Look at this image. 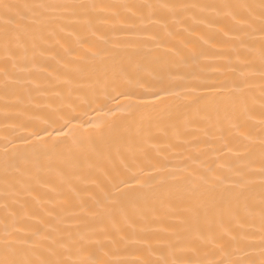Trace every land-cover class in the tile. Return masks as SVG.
<instances>
[{
	"label": "bare ground",
	"instance_id": "obj_1",
	"mask_svg": "<svg viewBox=\"0 0 264 264\" xmlns=\"http://www.w3.org/2000/svg\"><path fill=\"white\" fill-rule=\"evenodd\" d=\"M4 3L14 6V22L13 59L5 65L8 17L0 9V236L7 222L33 240L76 242L73 260L92 251L132 260L139 250L157 259L165 243L180 240L186 259L244 261L251 250L231 243L242 223L229 211L235 195L194 190L185 177L211 169L227 187L249 163V149L258 151L261 81L242 73L251 71L245 67L250 60L259 62V25L248 23L250 14L259 15L261 0ZM65 3L95 7L75 14L25 7ZM233 82L244 91H230ZM221 85L222 92L210 90ZM67 115L89 124L115 121L118 128L101 135L85 125L82 143L62 140L33 156L22 138L46 121L58 127ZM132 175L143 188L137 186L123 207L104 201L103 191L114 192L113 183ZM247 195L258 205V188ZM145 243L151 249H143Z\"/></svg>",
	"mask_w": 264,
	"mask_h": 264
},
{
	"label": "snow or ice",
	"instance_id": "obj_2",
	"mask_svg": "<svg viewBox=\"0 0 264 264\" xmlns=\"http://www.w3.org/2000/svg\"><path fill=\"white\" fill-rule=\"evenodd\" d=\"M13 5L4 3L0 0V9H3L4 15L8 18L4 20L3 37L5 56L3 62L7 65L12 61L11 49V36L9 25L13 24L14 17L11 15ZM25 7L47 9V8H60L65 12L72 14L78 11H86L94 8L95 5H88L85 3H65L57 5L37 4L25 5ZM142 8H151L152 5H140ZM164 7H167L165 5ZM225 8H231V5H224ZM242 7H252L244 5ZM259 25L258 30L260 33L259 38V62L250 60L245 67L251 69L247 74L242 73L246 79L250 76H258L261 84V100L264 102V0H261L259 6V15L250 14V22L248 27L252 28L253 25ZM18 27V26H17ZM3 75L6 77L4 87L7 89L9 75L7 68L4 69ZM205 87H207L205 85ZM226 85H221L219 88L213 87L210 89L214 92L224 91ZM230 91H244L240 84L233 82ZM191 91H195L193 88ZM120 95H124L120 93ZM7 106V102H6ZM264 106V105H262ZM264 115V112H262ZM58 127H54L57 123L56 120L45 122L43 126H36L27 132V136L22 138V143L32 149L33 156L51 150L57 142L62 140L72 139L73 142H83L79 136V132L85 129V125L90 128L100 130L102 135L104 130L116 131L118 125L115 121L105 122L104 124H89L87 120L76 115L61 116L58 118ZM81 121L80 123H73V121ZM261 129L259 133L258 151L254 147L250 148L246 155L249 157V163L243 170H237L236 177L231 185L225 186L224 177L216 175L214 170L209 169L206 174L196 176L189 173L188 179L193 185V189L198 187H205L210 192H219L221 196L225 191H230L235 195V205L229 207V211L234 219L242 221L240 225V234L232 237L231 243L241 246V250L250 249V252L245 253V260L239 264H264V120L261 121ZM244 139H247L250 144H253L250 135L245 136L241 133ZM8 143H11L9 141ZM15 147V146H14ZM8 148L4 149V155H8ZM135 181V184L129 181ZM7 183V179L5 178ZM123 185V187H121ZM139 186L143 188V184L136 179L135 175L127 179H120L118 182L113 183L112 187L114 192L103 191L102 196L104 201L113 205L119 204L121 207L130 199L134 189ZM258 188L259 202L258 205L252 199L250 194ZM139 194V193H137ZM116 197V199H113ZM217 203L215 195L212 196L210 204L215 206ZM7 207V205H5ZM258 207V212H257ZM7 221V217L5 218ZM258 225V226H257ZM35 235V234H33ZM258 237V238H257ZM125 237H121L124 240ZM45 244L47 246H45ZM76 242H73L71 247H75ZM71 247L67 244L60 243L56 238L45 236L41 240H33L30 236L22 235L20 229L12 228L5 222L3 235L0 236V264H204L203 261H193L186 259V252L183 247V242L180 240L170 241L165 243L160 251L161 256L157 259L152 258L151 251L139 250L140 254L132 260L126 259H108L109 253L98 254L95 251L89 253L87 259L73 260L71 258ZM143 249H151V245L145 243ZM80 251H85L86 246L83 241L80 242Z\"/></svg>",
	"mask_w": 264,
	"mask_h": 264
}]
</instances>
